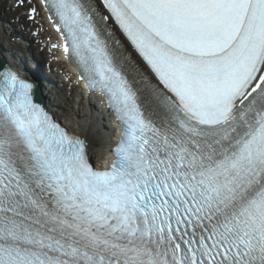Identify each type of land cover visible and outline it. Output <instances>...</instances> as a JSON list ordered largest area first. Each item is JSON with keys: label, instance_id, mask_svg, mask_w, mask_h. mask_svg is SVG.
Masks as SVG:
<instances>
[{"label": "snow or ice", "instance_id": "1", "mask_svg": "<svg viewBox=\"0 0 264 264\" xmlns=\"http://www.w3.org/2000/svg\"><path fill=\"white\" fill-rule=\"evenodd\" d=\"M42 3L119 135L0 63V264H264V0Z\"/></svg>", "mask_w": 264, "mask_h": 264}, {"label": "bare ground", "instance_id": "2", "mask_svg": "<svg viewBox=\"0 0 264 264\" xmlns=\"http://www.w3.org/2000/svg\"><path fill=\"white\" fill-rule=\"evenodd\" d=\"M24 1V0H22ZM31 20V19H30ZM22 25H24L28 30L30 35H32V37L36 40L35 35L33 33V30L30 29L28 26L25 25V23L23 21ZM54 50V48H52V51ZM58 65H60L61 63L57 60L56 62ZM54 109H59V107L54 108ZM76 120L79 121L78 125H70L71 128H73L74 130L79 131L81 134H83L90 146H91V152H94V148L98 147V150H101V148H104L106 146V142L108 140V138H110L111 134L110 132L107 131V136H105L103 134V122L101 121V118L93 115H88V116H83L81 115L79 112L75 114Z\"/></svg>", "mask_w": 264, "mask_h": 264}, {"label": "rangeland", "instance_id": "3", "mask_svg": "<svg viewBox=\"0 0 264 264\" xmlns=\"http://www.w3.org/2000/svg\"><path fill=\"white\" fill-rule=\"evenodd\" d=\"M31 1L32 0H25L24 3H22L23 6H24L23 10H25V8H26V10H28V12H29L28 16L30 17L31 9L32 8L36 9V15L37 16L35 15V18L33 19L34 20L33 24L36 26L37 29H39V31H36V36L39 38V40L41 42L40 45H39V48H41V49L43 48L44 52L49 53L48 51H51V45L48 43V40H49L48 30H46L45 26H43V20L41 19V16H40V13L38 12V8H37L36 4H31ZM29 3H30V5L27 7L25 4H29ZM34 5H35V7H34ZM6 12H10L7 7H6ZM21 14H22V12H21ZM25 23H27V22L25 21ZM48 47H49V49H48ZM44 56H46V54H44ZM47 60L52 61L53 57H48ZM60 72L61 71L57 72V74H60ZM64 104L65 105L63 107L64 108L63 120L65 121L66 124H74L73 116H74L75 113L78 112V110L76 109V107L78 105H74L73 106V103H70V104L64 103Z\"/></svg>", "mask_w": 264, "mask_h": 264}]
</instances>
